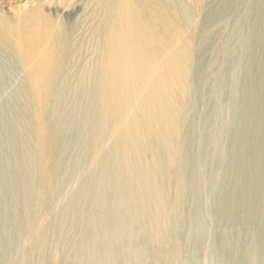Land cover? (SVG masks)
Masks as SVG:
<instances>
[{
	"label": "bare ground",
	"instance_id": "obj_1",
	"mask_svg": "<svg viewBox=\"0 0 264 264\" xmlns=\"http://www.w3.org/2000/svg\"><path fill=\"white\" fill-rule=\"evenodd\" d=\"M0 264H264V0L0 4Z\"/></svg>",
	"mask_w": 264,
	"mask_h": 264
},
{
	"label": "rangeland",
	"instance_id": "obj_2",
	"mask_svg": "<svg viewBox=\"0 0 264 264\" xmlns=\"http://www.w3.org/2000/svg\"><path fill=\"white\" fill-rule=\"evenodd\" d=\"M26 0H0V4H2V5H4V6H11V5H14V4H22L23 2H25ZM225 2V1H224ZM224 4V3H223ZM72 14V16L74 17V16H76L77 14H78V11L76 12V13H71ZM222 39H221V41L222 40H227L228 41V43L230 44V45H228L229 47H227V48H229V49H227V48H225V49H223V50H220L221 51V58L222 59H228V60H230L231 61V63L232 64H230L231 65V67L234 65V63H235V59H236V57H235V49L233 48V46L235 47V44H236V39H235V37L233 36V34L231 33V31H230V29L228 30H226V31H224L223 33H222ZM233 37V38H232ZM232 38V39H231ZM231 40V41H230ZM228 50V51H227ZM232 50V51H231ZM229 52V53H228ZM226 54V55H225ZM224 55V56H223ZM226 56V57H225ZM233 58V59H232ZM211 95H214V91L211 93Z\"/></svg>",
	"mask_w": 264,
	"mask_h": 264
}]
</instances>
